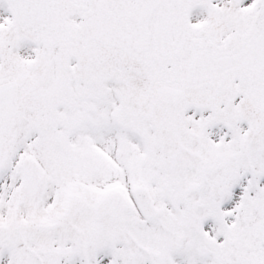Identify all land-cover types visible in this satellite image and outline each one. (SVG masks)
Masks as SVG:
<instances>
[{
    "label": "snow or ice",
    "instance_id": "obj_1",
    "mask_svg": "<svg viewBox=\"0 0 264 264\" xmlns=\"http://www.w3.org/2000/svg\"><path fill=\"white\" fill-rule=\"evenodd\" d=\"M0 264H264V0H0Z\"/></svg>",
    "mask_w": 264,
    "mask_h": 264
}]
</instances>
